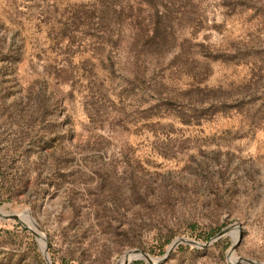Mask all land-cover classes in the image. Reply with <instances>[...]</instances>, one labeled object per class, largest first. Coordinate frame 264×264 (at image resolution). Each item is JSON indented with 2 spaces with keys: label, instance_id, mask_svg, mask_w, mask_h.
<instances>
[{
  "label": "rangeland",
  "instance_id": "1",
  "mask_svg": "<svg viewBox=\"0 0 264 264\" xmlns=\"http://www.w3.org/2000/svg\"><path fill=\"white\" fill-rule=\"evenodd\" d=\"M2 208L0 264H264V0H0Z\"/></svg>",
  "mask_w": 264,
  "mask_h": 264
},
{
  "label": "water",
  "instance_id": "2",
  "mask_svg": "<svg viewBox=\"0 0 264 264\" xmlns=\"http://www.w3.org/2000/svg\"><path fill=\"white\" fill-rule=\"evenodd\" d=\"M2 218L4 219H10V220H16V216L15 215H3ZM238 227V226H237ZM229 229H224L222 231H220L218 234L215 235V237L213 239H211L210 241H208L205 244H201L195 241H191L188 239H184V238H180L175 240L171 246L168 248V250L166 251V253L163 255V257L161 258V261L165 260L166 257L169 255V253L178 245L183 244V245H188V246H194V247H202L205 248L207 246H209L210 244H212L214 241L221 239L222 237H224L227 233H228ZM43 256L45 261L49 264L48 258L46 256L45 253V248L43 250ZM142 255L143 259H141L142 261L146 262V263H151L152 262V258L149 257L148 255H146L145 253L141 252V251H127L124 256L125 257H129V256H136V255ZM243 262H245L246 264H257L253 261L247 260V259H243Z\"/></svg>",
  "mask_w": 264,
  "mask_h": 264
},
{
  "label": "bare ground",
  "instance_id": "3",
  "mask_svg": "<svg viewBox=\"0 0 264 264\" xmlns=\"http://www.w3.org/2000/svg\"><path fill=\"white\" fill-rule=\"evenodd\" d=\"M3 215H7V213L2 208V209H0V218L1 219H4V218H2ZM14 215L16 216V220H14V221L21 220V221L25 222L27 225H29L33 230H36V232H38V228L36 226L37 224L33 222L31 215L27 211L18 212V213H15ZM37 237L39 238V246L41 247L40 250H41V252H43L44 247H45L44 239H42L39 235H37ZM133 259L141 260V259H143V257L140 254H138L136 256H129V257L123 256L118 264H128ZM152 261H153V259H152Z\"/></svg>",
  "mask_w": 264,
  "mask_h": 264
}]
</instances>
